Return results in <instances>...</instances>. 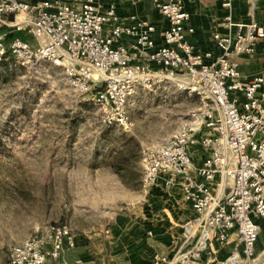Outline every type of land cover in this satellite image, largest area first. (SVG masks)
Segmentation results:
<instances>
[{
  "label": "built area",
  "instance_id": "obj_1",
  "mask_svg": "<svg viewBox=\"0 0 264 264\" xmlns=\"http://www.w3.org/2000/svg\"><path fill=\"white\" fill-rule=\"evenodd\" d=\"M233 2L220 0L227 28ZM153 7L160 44L154 21L120 15L113 0H0V26L8 28L0 59L9 51L17 61L46 58L63 67L80 94L93 92L107 126L130 128L126 107L138 89L195 97L175 131L142 152L141 192L177 186L193 211L182 224V245L154 264H196L231 234L234 248L223 264H264V245L256 247L264 221V75L244 79L236 61L264 41V23L236 22L232 33L212 34L213 49L197 51L181 1L153 0ZM73 247V229L54 223L13 246L4 264H45Z\"/></svg>",
  "mask_w": 264,
  "mask_h": 264
},
{
  "label": "rangeland",
  "instance_id": "obj_2",
  "mask_svg": "<svg viewBox=\"0 0 264 264\" xmlns=\"http://www.w3.org/2000/svg\"><path fill=\"white\" fill-rule=\"evenodd\" d=\"M8 28L0 26V35ZM11 29V28H10ZM29 42L26 31H14ZM0 65V264L38 229L65 223L79 240L120 212L138 220L142 152L177 128L196 98L138 89L130 128L107 126L93 92L46 58Z\"/></svg>",
  "mask_w": 264,
  "mask_h": 264
},
{
  "label": "crops",
  "instance_id": "obj_3",
  "mask_svg": "<svg viewBox=\"0 0 264 264\" xmlns=\"http://www.w3.org/2000/svg\"><path fill=\"white\" fill-rule=\"evenodd\" d=\"M113 1L122 16L137 13L154 21L159 27L157 42L161 43V15L153 7V0ZM180 1L190 12L188 23L194 27V32L189 35V40L197 51L213 49L212 34L216 31L232 33L236 22L247 23L254 19L264 23V0H234L231 28L220 22L225 12L220 0ZM236 61L242 78H251L257 73L264 75V41L256 44L253 53L239 55ZM201 156V153L194 154L196 161ZM142 194L144 212L138 220L120 219L118 212L96 236L88 237L87 240H79L75 236V247L65 250L55 260H47L45 264H154L156 255L171 258L182 245V224L192 216L193 211L177 186H171L168 190L154 187L151 192ZM259 224L258 249L264 245V221H259ZM234 239L235 235L231 234L227 244L213 242L196 264H223L234 248ZM189 246L186 244L184 248Z\"/></svg>",
  "mask_w": 264,
  "mask_h": 264
},
{
  "label": "trees",
  "instance_id": "obj_4",
  "mask_svg": "<svg viewBox=\"0 0 264 264\" xmlns=\"http://www.w3.org/2000/svg\"><path fill=\"white\" fill-rule=\"evenodd\" d=\"M12 58V55H11V53L8 51V52H6L5 53V55L4 56H2V58L0 59V65H1V67H7L6 66V64H5V61L7 60V59H11Z\"/></svg>",
  "mask_w": 264,
  "mask_h": 264
}]
</instances>
